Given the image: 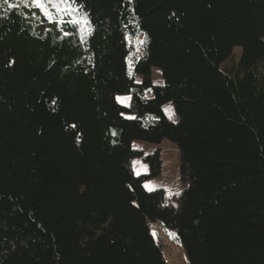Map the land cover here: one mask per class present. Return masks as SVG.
<instances>
[{
    "label": "trees",
    "instance_id": "16d2710c",
    "mask_svg": "<svg viewBox=\"0 0 264 264\" xmlns=\"http://www.w3.org/2000/svg\"><path fill=\"white\" fill-rule=\"evenodd\" d=\"M10 2L0 264H165L152 223L189 264H264V0ZM163 140L180 153L177 205L144 187L158 153L132 146Z\"/></svg>",
    "mask_w": 264,
    "mask_h": 264
},
{
    "label": "rangeland",
    "instance_id": "374dc122",
    "mask_svg": "<svg viewBox=\"0 0 264 264\" xmlns=\"http://www.w3.org/2000/svg\"><path fill=\"white\" fill-rule=\"evenodd\" d=\"M239 54L240 49L239 47H236L232 51L231 56L225 62H223L221 67H229L234 64L237 61ZM151 78L154 83H161V76L156 68L152 69ZM167 108L171 107L167 105L166 109ZM173 115L174 113H172L171 119L176 120L175 116ZM132 146L133 148L139 150L143 155L151 154L153 152L158 153L160 162L159 175L155 178L148 179L145 184H148L150 189H163L167 199L174 205H177L179 195L183 191L186 184V182L181 177L180 153L177 145L167 140H163L159 144L134 141ZM133 161L141 162L140 164L136 165L137 170L140 171L141 174H145L149 171V164L146 163L142 157L134 158L132 160V168ZM151 232L155 241L161 246L165 264H189L184 249L173 238L171 231L162 229L159 223H152Z\"/></svg>",
    "mask_w": 264,
    "mask_h": 264
},
{
    "label": "snow or ice",
    "instance_id": "6c2138e0",
    "mask_svg": "<svg viewBox=\"0 0 264 264\" xmlns=\"http://www.w3.org/2000/svg\"><path fill=\"white\" fill-rule=\"evenodd\" d=\"M4 3L8 4L9 9L16 7L17 5H14L10 2V0H3ZM31 3L37 7H40L41 5L45 4V3H67V0H31ZM73 3H75V0H73ZM49 16L51 15V13L48 14ZM51 22V21H50ZM63 23V21H57V25L59 26V24ZM64 35H68V33H65ZM141 44L144 43V41L140 42ZM150 91V89H149ZM117 103L123 105L124 107H130V104L128 103V101L131 100V97H116ZM165 112L169 114V118H171L172 115V110L171 108H167L165 109ZM122 116H124V113H121ZM125 119H130V120H134L137 119V117L135 116H124ZM149 119H155V117H149ZM73 127H75L73 125ZM113 135H115V133H113ZM140 161H133V171L136 173L137 176H139L141 174L140 171L137 170L136 165L140 164ZM144 187L146 188V190H154V189H150L148 184H145Z\"/></svg>",
    "mask_w": 264,
    "mask_h": 264
}]
</instances>
